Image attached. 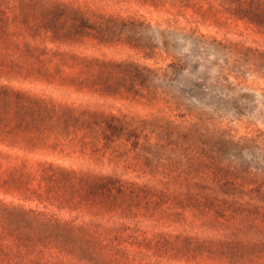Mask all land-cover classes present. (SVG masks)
Returning <instances> with one entry per match:
<instances>
[{"label":"rangeland","instance_id":"obj_1","mask_svg":"<svg viewBox=\"0 0 264 264\" xmlns=\"http://www.w3.org/2000/svg\"><path fill=\"white\" fill-rule=\"evenodd\" d=\"M32 1L0 44V83L54 107L57 146L32 157L144 186L115 200L145 253L133 264H264V13L245 17L238 0H53L92 24L64 36L41 23L48 0ZM24 20L37 48L20 66ZM17 196L0 192L49 206Z\"/></svg>","mask_w":264,"mask_h":264},{"label":"trees","instance_id":"obj_2","mask_svg":"<svg viewBox=\"0 0 264 264\" xmlns=\"http://www.w3.org/2000/svg\"><path fill=\"white\" fill-rule=\"evenodd\" d=\"M259 2L252 0L241 7L238 0L236 10L250 19L257 18L264 13ZM31 3L0 0V44L15 33L8 23L16 24L18 9L19 14L25 13L23 9ZM44 6L47 20L41 23L45 29L54 32L59 24L68 36L92 26L77 10L67 11L66 4L48 0ZM24 21L21 23L29 37L14 44L18 54L15 63L20 66L37 48L33 24ZM6 48L0 51L1 58H6ZM6 66L7 62L0 60V75ZM53 108L43 96L0 83V192L18 195L17 199L37 197L49 205L29 207L0 198V264H133L145 253L134 248L139 236L132 234L133 227L123 220L127 207L115 200L117 196L144 198L146 189L121 178L33 158L38 153L48 155L57 146L50 141ZM30 178L37 182V188L31 186ZM55 206L75 214L61 216L52 210Z\"/></svg>","mask_w":264,"mask_h":264}]
</instances>
